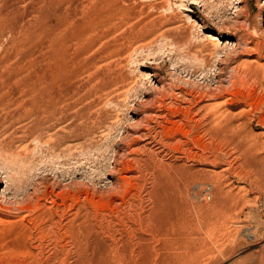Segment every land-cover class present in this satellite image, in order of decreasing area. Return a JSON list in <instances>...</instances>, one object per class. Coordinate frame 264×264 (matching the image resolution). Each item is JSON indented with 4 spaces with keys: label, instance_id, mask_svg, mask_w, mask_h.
<instances>
[{
    "label": "rangeland",
    "instance_id": "1",
    "mask_svg": "<svg viewBox=\"0 0 264 264\" xmlns=\"http://www.w3.org/2000/svg\"><path fill=\"white\" fill-rule=\"evenodd\" d=\"M30 263L264 264V0H0V264Z\"/></svg>",
    "mask_w": 264,
    "mask_h": 264
},
{
    "label": "bare ground",
    "instance_id": "2",
    "mask_svg": "<svg viewBox=\"0 0 264 264\" xmlns=\"http://www.w3.org/2000/svg\"><path fill=\"white\" fill-rule=\"evenodd\" d=\"M247 74V73H246ZM146 75V74H145ZM148 76V75H147ZM146 77V76H145ZM149 78V77H148ZM228 91V89H224V90H220V92L218 93V94H214V93H210V94H208V93H205V94H202V96H198V95H196V94H193L192 92H190L189 91V96H190V100H189V105L187 106V113H186V115H188L187 116V121H188V123L190 122L191 123V125L192 126H195L196 128H199L198 126H201L200 128H203V129H212V128H214L213 126H215V125H213V122H211L213 119H215V120H217L216 118V112L214 113V112H211V113H208V110H210L212 107H210L211 106V104H210V106L207 104V105H201L202 104V102H204V100H206V98L208 97V98H210V97H218V96H222L225 92H227ZM188 96V95H187ZM214 106H215V104H213ZM208 107H210V109L208 108ZM216 109H217V107H215ZM214 108V109H215ZM222 108V107H221ZM220 108V109H221ZM213 109V110H214ZM219 109V110H220ZM150 110V109H149ZM218 110V111H219ZM210 111H212V110H210ZM224 111H225V109H224ZM146 112V111H145ZM162 113V111H161V109H159L158 110V112L157 113ZM220 113H221V111H220ZM229 113V112H228ZM219 114V113H218ZM145 115V114H144ZM147 115V114H146ZM221 115H222V113H221ZM225 115V114H224ZM224 115H222V116H224ZM145 117V116H144ZM216 117V118H215ZM220 118H221V116H219ZM228 119V118H227ZM149 118L147 117V118H145V121L146 122H149ZM219 120V119H218ZM207 121H208V123H207ZM232 120H230V121H227V126H231L232 128H233V123L231 122ZM229 122V123H228ZM189 123V124H190ZM217 123V121L215 122V124ZM219 125H223V123L222 124H220V123H218ZM224 124H225V122H224ZM209 125V126H208ZM218 128H219V126H217ZM217 127H215V128H217ZM224 128V127H223ZM191 129H193V128H191ZM221 129H222V126H221ZM231 129V128H230ZM214 130V129H213ZM223 130V129H222ZM225 130H226V126H225ZM208 131H210V130H208ZM225 131H223V133H224ZM139 133L138 132H133V134H130V136H129V139H128V143L127 144H129V145H126L127 147V156H129V157H131L132 156V154H134L136 151H138L137 149V147H136V145H134V144H136L137 142H138V139L141 137V136H139L138 135ZM127 136V137H128ZM144 148H145V146H143ZM143 149V148H142ZM139 150H141V149H139ZM126 153V152H125ZM122 154V153H121ZM135 155V154H134ZM136 155H137V153H136ZM135 155V156H136ZM124 156H125V154H124ZM126 157V156H125ZM135 158V157H134ZM121 159V158H120ZM131 159H133L132 157H131ZM131 159H130V161H131ZM137 159H138V156H137ZM136 159V160H137ZM126 160H127V158L125 159V160H123V162H122V167H121V169H119V168H117L116 170L118 171V173H119V175H120V177L121 178H124L125 179V177H126V174H127V172H129V170H130V168L129 167H127L126 165H128L127 163H128V161L126 162ZM129 160V159H128ZM135 160V161H136ZM117 161V160H116ZM122 160H120V162H121ZM136 163V162H135ZM115 165L116 166H118L117 165V163H115ZM114 166V165H113ZM132 171V170H131ZM139 176V175H138ZM122 184V183H121ZM153 210V209H152ZM156 213V212H155ZM155 215L153 214V217H154ZM172 216V215H171ZM149 220V219H148ZM170 221H171V219L170 218H168V217H166L165 219H164V222L165 223H170ZM149 222V221H148ZM172 222V221H171ZM153 226H154V224H153ZM156 226V225H155ZM163 226V225H162ZM168 227V226H167ZM167 227H165V228H167ZM92 234V233H91ZM90 234V235H91ZM93 235V234H92ZM132 235V234H131ZM160 235V234H159ZM183 235H184V233H183ZM184 236H187V235H184ZM127 237H128V234H127ZM135 237V236H134ZM134 237H132L131 239V242H134V241H136L137 243H141V240H143L142 238H137V240H135L134 239ZM188 237V236H187ZM183 238V237H182ZM95 239H96V237H95ZM122 239V238H121ZM180 239V241H181V238H179ZM125 240V239H124ZM127 240V239H126ZM145 240V239H144ZM148 240V239H147ZM146 240V241H147ZM189 240V239H188ZM88 241V240H87ZM120 241V240H119ZM182 241H184V240H182ZM186 241V240H185ZM73 242V241H72ZM77 242V241H76ZM121 242V241H120ZM130 242V241H129ZM143 242V241H142ZM145 242V241H144ZM95 243V242H94ZM97 243H99L98 241H97ZM122 243V242H121ZM124 243V242H123ZM149 243V242H148ZM184 243V242H183ZM189 243V242H188ZM187 243V244H188ZM96 244V243H95ZM132 244H134V243H132ZM98 245H100V244H97V246ZM127 245V244H126ZM135 245H137V244H135ZM142 245V244H141ZM145 245V244H144ZM146 245H147V243H146ZM55 250L53 251V252H51L52 253V255H51V257H57L58 255H59V253H60V248H58L59 246H58V244L57 243H55ZM53 246V247H54ZM125 246V245H124ZM139 246H140V244H139ZM185 246V245H184ZM115 247H117V246H115ZM141 248H143L142 246H140ZM146 247V246H145ZM100 248V247H99ZM126 248H128V247H126ZM53 249V248H52ZM60 249V250H59ZM101 249V248H100ZM103 250H104V248H102ZM107 249H108V247L106 248V251H107ZM139 250H137L136 251V253H137V255H139V257H140V255H142V254H144L143 252H141V250H140V248H138ZM144 249V248H143ZM142 249V250H143ZM146 249H148V248H146ZM114 250V249H113ZM116 250H117V248H116ZM118 250H119V248H118ZM117 250V251H118ZM149 250V249H148ZM152 250V249H151ZM186 250V249H185ZM97 251H98V249H97ZM105 251V252H106ZM122 251V250H121ZM31 252V251H30ZM29 252V253H30ZM95 252V251H94ZM99 252V251H98ZM101 252V251H100ZM104 252V251H103ZM109 252V251H108ZM119 252V251H118ZM65 253H67V252H65ZM102 253V252H101ZM110 253V252H109ZM127 253V252H126ZM61 254V253H60ZM108 254V253H107ZM130 254H133V253H130ZM145 254H147L146 252H145ZM145 254L143 255L144 257H145ZM31 255V254H30ZM29 255V256H30ZM32 255L34 256V254H33V252H32ZM98 255H99V253H98ZM98 255L96 254L95 256H97L98 257ZM134 255H136V254H134ZM136 255V257H138ZM151 255V254H150ZM167 255V254H166ZM28 256V258H30ZM100 256H101V254H100ZM103 256H105V258H106V254L105 255H103ZM103 256H101L102 258H103ZM148 256H149V254H148ZM99 258V259H102V258ZM138 257V258H139ZM144 257H142V258H144ZM147 257V256H146ZM31 258H34V257H31ZM30 258V259H31ZM96 258V257H95ZM32 260V259H31ZM42 260V259H41ZM145 260V259H144ZM37 261V260H36ZM31 262V261H30ZM33 262H35V261H33ZM32 262V263H33ZM139 262V261H138ZM32 263H30V264H32Z\"/></svg>",
    "mask_w": 264,
    "mask_h": 264
}]
</instances>
